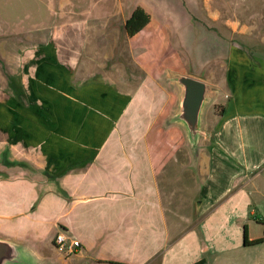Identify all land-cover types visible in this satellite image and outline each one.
<instances>
[{
	"label": "crops",
	"instance_id": "1",
	"mask_svg": "<svg viewBox=\"0 0 264 264\" xmlns=\"http://www.w3.org/2000/svg\"><path fill=\"white\" fill-rule=\"evenodd\" d=\"M208 15L217 20L220 14ZM127 18L120 3L108 29L124 26ZM153 22L150 15L143 30L160 29ZM194 30L190 24L176 27L178 41H160L153 31L156 41H48L29 50L23 83L32 88L25 94H39V100L24 94V102H0V239L18 246L23 264L46 261L31 244L40 233L34 218L44 215L40 206L46 198H40L34 214L26 205L46 189L53 191L52 181L53 188L69 193L66 199L57 194L54 224L69 217L73 239L80 243L75 255L60 256L62 264H125L114 253L134 247L145 253L156 243L168 253L184 234L185 247L193 252L187 264H208L203 255L211 248L207 232L227 239L212 250L214 264H264V60L240 52L236 41L196 36ZM194 40L217 41L216 50L212 58L207 49L197 50L191 57L196 75H182L215 86L213 96L228 95V105L220 107L207 130L203 113L201 131L207 132L194 145L179 131L150 136L148 112L158 107L152 102L158 91L150 85L178 73L174 62L185 66L175 48L185 55ZM221 73L227 92L213 78ZM138 125H147L146 131L131 130ZM117 127L128 132L114 134ZM44 173L57 177L47 179ZM109 194L123 199L108 205ZM128 198L134 199L133 208ZM126 214L136 221L135 230L121 238L125 229L118 222ZM18 218L24 221L16 223ZM244 228L248 241L262 242L245 246Z\"/></svg>",
	"mask_w": 264,
	"mask_h": 264
},
{
	"label": "rangeland",
	"instance_id": "2",
	"mask_svg": "<svg viewBox=\"0 0 264 264\" xmlns=\"http://www.w3.org/2000/svg\"><path fill=\"white\" fill-rule=\"evenodd\" d=\"M120 3L126 17H129L134 8L144 7L148 14L152 15L154 25L156 27L160 25V29L143 30L133 38L126 35L122 22L116 23L114 30L108 29L114 21V15H118ZM215 10L220 14L217 20L211 19L208 15V12L213 13ZM189 24L198 29L194 30L196 36L214 35L221 39L220 41H236L239 44L240 52L264 60V0H0V102H24V94L32 88L27 84L28 88L26 89V85L23 83L24 74L29 67L27 62L30 55L29 50L32 51V48L34 46L38 47L40 43L48 41H106V39L107 41H156L155 37L161 39L160 41H178L177 35H174L176 33L175 28ZM91 27L95 28L96 37ZM153 31L155 37L151 36ZM108 33L112 35L110 36ZM150 37H153L154 40ZM216 42L190 41L185 55L175 48L185 66H182V63L174 62V70L178 73L172 75H182L181 72L196 75L198 70L191 57L196 54L197 50L204 51L207 49L211 54L208 58H212L214 50H216ZM205 43L208 45L206 46ZM202 73L205 74L203 71ZM172 75L169 78H157L155 79L156 83L151 82L150 88L158 91L153 94L154 98L158 93V99L152 100V102H156L158 109L155 110L154 108L153 112H148L147 119L151 125L147 128L150 130V136L154 132L178 134L177 131L186 136L184 127L174 121V116L179 110L180 88L173 82ZM199 75L203 77L202 74ZM219 76L220 79L218 76L217 78L214 76V81L219 82L220 80L219 88L225 91L227 79L224 73ZM145 87H148V84ZM25 95L30 101L39 100V94ZM50 96L53 97V94H50ZM219 99L211 95L206 103L204 110V127L206 130L213 125L214 120H217L219 115L217 111L228 105V95H222ZM154 118L155 120H152ZM152 122H154L153 126ZM139 126L131 127V130H134V132L146 131L143 130L147 125ZM206 130H202L201 133L207 132ZM125 132L128 131L123 127H117L114 134ZM200 146L208 149L204 144H200ZM200 146L195 149L198 150ZM185 147L188 148L187 145ZM2 156H4L3 152H0V159H2ZM190 166L193 168V161H191ZM28 175L35 176L33 173ZM50 183L52 185L49 187L53 191L46 189L41 195L37 196L38 198H35L32 202L29 201L26 205L28 213L34 214L37 206L42 201L41 197L46 198V202L40 206L44 215L40 214L39 217L34 218V224L38 227L40 233L36 243H31L40 252L41 256L46 258V261L34 264H62V260H59L61 255L56 252L51 240L57 232H62L69 238L75 237L74 230L68 224L69 217L59 218L56 225L54 224L58 214L55 210L58 209L56 208L57 203L54 204L56 197L59 195L61 199H66L69 193L57 186L53 188V181ZM119 199L122 200L123 198L109 194L106 195L108 202L105 203L111 205L113 202H118ZM126 202L127 206L131 208L135 206L133 198H128ZM194 204L195 210L197 207L196 202ZM15 221L20 223L24 220L18 218ZM127 223L133 224V229H126ZM135 223L133 216L127 214L124 221L118 222L119 227L125 229V231H119L121 238H129L130 233H134ZM62 226H65L66 231L62 230ZM195 231L198 241L201 240L199 231ZM212 233L216 234L218 232ZM212 233L207 232L205 235L206 240L211 244L209 251L203 253L204 258L208 260V264L210 262L214 264L213 260L217 256L211 253L212 250L217 245H225L227 240L219 239L213 236ZM184 235L175 239L174 246L168 253L165 250L161 252L163 248L160 243H156L152 248L149 247L151 248L150 251L145 250L147 251L145 253L136 251V247H134L128 252L119 251L114 253V256L123 259L125 264H187L193 252L190 253L185 247L189 239H183ZM131 236V241L135 242V238L133 235ZM167 257H171L170 261H165ZM75 264H87V262H76ZM224 264H230V262Z\"/></svg>",
	"mask_w": 264,
	"mask_h": 264
},
{
	"label": "water",
	"instance_id": "3",
	"mask_svg": "<svg viewBox=\"0 0 264 264\" xmlns=\"http://www.w3.org/2000/svg\"><path fill=\"white\" fill-rule=\"evenodd\" d=\"M172 79L180 88L179 110L174 121L184 127L189 143L194 145L201 133L206 103L217 88L186 75L175 74ZM0 264H23V256L17 245L0 239Z\"/></svg>",
	"mask_w": 264,
	"mask_h": 264
},
{
	"label": "trees",
	"instance_id": "4",
	"mask_svg": "<svg viewBox=\"0 0 264 264\" xmlns=\"http://www.w3.org/2000/svg\"><path fill=\"white\" fill-rule=\"evenodd\" d=\"M150 22V15L141 7L135 8L129 15V17L126 19L124 23V31L126 35L129 38L134 37L136 34L140 33ZM7 166H15L20 168L21 170H30V167L23 163H17V162H8ZM31 171V170H30ZM49 178H56L57 176H49L48 174L44 173ZM59 176V175H58ZM59 191V190H58ZM262 240H256V241H248L246 228H244V234H243V244L245 246L249 244H255L260 243ZM195 264H204V261H199Z\"/></svg>",
	"mask_w": 264,
	"mask_h": 264
},
{
	"label": "built area",
	"instance_id": "5",
	"mask_svg": "<svg viewBox=\"0 0 264 264\" xmlns=\"http://www.w3.org/2000/svg\"><path fill=\"white\" fill-rule=\"evenodd\" d=\"M53 247L62 257L68 258L80 249V243L64 234H57L53 239Z\"/></svg>",
	"mask_w": 264,
	"mask_h": 264
}]
</instances>
